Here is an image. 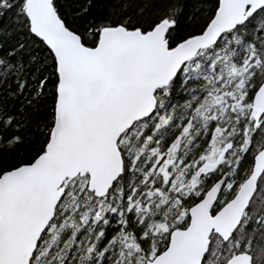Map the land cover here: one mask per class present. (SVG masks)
Returning a JSON list of instances; mask_svg holds the SVG:
<instances>
[{
	"label": "snow or ice",
	"instance_id": "obj_1",
	"mask_svg": "<svg viewBox=\"0 0 264 264\" xmlns=\"http://www.w3.org/2000/svg\"><path fill=\"white\" fill-rule=\"evenodd\" d=\"M0 264H264V0H0Z\"/></svg>",
	"mask_w": 264,
	"mask_h": 264
}]
</instances>
